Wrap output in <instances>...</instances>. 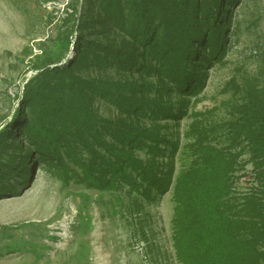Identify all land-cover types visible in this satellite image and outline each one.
Instances as JSON below:
<instances>
[{
	"label": "trees",
	"instance_id": "obj_1",
	"mask_svg": "<svg viewBox=\"0 0 264 264\" xmlns=\"http://www.w3.org/2000/svg\"><path fill=\"white\" fill-rule=\"evenodd\" d=\"M238 1L82 0L79 5L71 0L73 23L58 38L65 54L37 56L36 73L20 101L30 117L27 123L17 117L0 130V191L9 189L10 179L29 173L31 159L60 166L67 181L77 177L102 189L127 183L147 200L173 188L179 264H264V92L251 86L232 107L231 119L218 125L204 126L194 113L187 133L193 139L192 161L175 179L179 144L156 124L187 114V96L203 88L204 64L224 57L229 7ZM84 4L86 10L75 17ZM111 25L120 39L109 38ZM94 67L115 68L120 78L88 73ZM152 75L155 81L149 80ZM173 92L180 94L178 102ZM97 99L116 107L117 118L101 117ZM17 129L24 130L27 142L22 155L6 145ZM219 131L227 139L224 145L214 143ZM168 148L171 159L165 163L161 157ZM83 150L89 159H83ZM142 150L150 157L138 156ZM245 153L255 185L241 193L236 176L247 165Z\"/></svg>",
	"mask_w": 264,
	"mask_h": 264
},
{
	"label": "rangeland",
	"instance_id": "obj_2",
	"mask_svg": "<svg viewBox=\"0 0 264 264\" xmlns=\"http://www.w3.org/2000/svg\"><path fill=\"white\" fill-rule=\"evenodd\" d=\"M70 2L0 0V130L17 117L22 122L29 119V109L20 101L27 81L36 73L37 56L65 54L58 48V38L73 23L68 18ZM81 10H86L85 4L75 17ZM229 16L224 57L204 64L203 88L196 96H187V114L156 122L168 140L179 144L173 156L174 179L192 161L189 145L193 139L187 133L197 118L194 113L200 114L204 126L218 125L231 119L232 107L243 101L251 86L264 92V0H239L229 7ZM109 38H121L112 25ZM74 55L68 53L70 58ZM98 72L120 78L115 68L94 67L88 73ZM149 80L155 81V76ZM171 96L179 101V93ZM94 105L101 117L115 119L119 114L104 100L97 99ZM143 122L152 124L148 118ZM11 133L14 136L8 135L6 141L8 151L22 155L27 145L24 130ZM224 135L219 131L214 143L226 144ZM104 138L109 140L105 134ZM169 153L170 149L161 157L165 163L171 159ZM81 155L90 158L87 150ZM137 155L150 157L146 150ZM249 158L248 153L242 157L247 165L236 176L237 192L255 185ZM29 162V173L10 179L9 189L0 191V264H179L173 248V188L147 200L124 182L118 181L114 189H102L77 177L67 181L55 164ZM67 164L82 174L80 166L70 160Z\"/></svg>",
	"mask_w": 264,
	"mask_h": 264
}]
</instances>
